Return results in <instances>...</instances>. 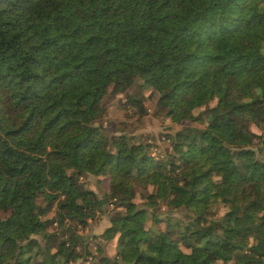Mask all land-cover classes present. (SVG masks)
I'll return each mask as SVG.
<instances>
[{
  "label": "trees",
  "instance_id": "trees-1",
  "mask_svg": "<svg viewBox=\"0 0 264 264\" xmlns=\"http://www.w3.org/2000/svg\"><path fill=\"white\" fill-rule=\"evenodd\" d=\"M141 84L157 156L101 122ZM0 264H264V0H0Z\"/></svg>",
  "mask_w": 264,
  "mask_h": 264
},
{
  "label": "rangeland",
  "instance_id": "rangeland-1",
  "mask_svg": "<svg viewBox=\"0 0 264 264\" xmlns=\"http://www.w3.org/2000/svg\"><path fill=\"white\" fill-rule=\"evenodd\" d=\"M141 87L135 85L130 90L122 93H114L111 88L103 97V106L105 108L104 115L101 119L103 126L106 128L108 134H119L122 131H133L136 134H141L143 138L151 139L152 152L151 154L157 156L159 152H167L170 150L169 143L165 140V134L173 133L176 129L184 126L187 122L181 124H172L165 120L163 116L155 113L154 104L158 97V93L153 91L150 87L141 84ZM127 93L136 94L138 97L143 95V106L146 112L141 115L136 107H129L124 105ZM253 131H258L256 127H252ZM87 186L92 189L97 196H101L108 189V179L94 176L84 178ZM40 202V200H38ZM143 200L139 195L134 199L132 208L142 207ZM166 209L162 206L160 208V216H164ZM173 216L179 218L183 217L181 212H174ZM109 223L108 215L104 214L96 218L95 221L90 222L89 230L83 234L88 238L92 235L99 234ZM163 226V225H162ZM52 230V228H50ZM87 234V235H86ZM41 244L44 243L40 238ZM51 250L54 245H51ZM115 250V241H110L106 245V253L112 255ZM81 262L78 260V263Z\"/></svg>",
  "mask_w": 264,
  "mask_h": 264
}]
</instances>
